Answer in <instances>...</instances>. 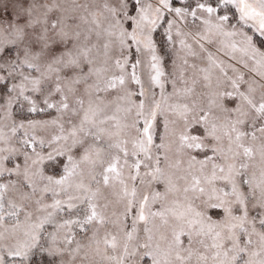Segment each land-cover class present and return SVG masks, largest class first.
I'll list each match as a JSON object with an SVG mask.
<instances>
[{
  "label": "snow or ice",
  "instance_id": "obj_1",
  "mask_svg": "<svg viewBox=\"0 0 264 264\" xmlns=\"http://www.w3.org/2000/svg\"><path fill=\"white\" fill-rule=\"evenodd\" d=\"M0 264H264V0H0Z\"/></svg>",
  "mask_w": 264,
  "mask_h": 264
}]
</instances>
